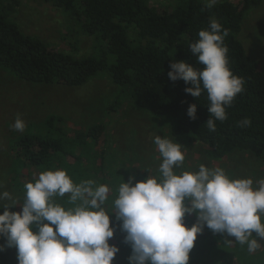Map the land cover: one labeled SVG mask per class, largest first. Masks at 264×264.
<instances>
[{
    "label": "trees",
    "instance_id": "trees-1",
    "mask_svg": "<svg viewBox=\"0 0 264 264\" xmlns=\"http://www.w3.org/2000/svg\"><path fill=\"white\" fill-rule=\"evenodd\" d=\"M44 1L62 11L67 30L71 32L68 42L75 46L78 37L85 35L92 39V45L100 47L98 56L77 57L23 33L14 17L20 1L0 0L2 71L31 84L69 88L107 77L119 91L105 109L108 115L127 105L129 110L147 116L155 125V121L171 125L172 135L184 143L205 145L215 160L241 152L264 163V65L248 54L240 39L245 19L263 0H239L238 3L221 0L212 8H208L204 0H181L174 6H151L148 0ZM212 19L229 30L225 38L229 68L245 81L244 91L231 106H226L228 118L223 122L215 121L214 132L205 125L210 117L207 93L195 98L185 92L191 85L182 80L173 82L168 76L173 62H186L197 70L205 67L191 53L189 45L199 39L201 30H210ZM193 104L197 105L195 120L187 114ZM245 119L251 124L241 125ZM60 122L65 121L49 115L44 120L45 129L31 130L11 142L15 159L10 170L15 188L25 194L26 183L22 177L34 182L41 172L64 170L76 184L93 180L95 185H107L110 192L104 207L110 215L115 214L114 200L120 184L129 179V168L118 157L107 154L110 139L105 124L100 121L85 130H76L74 136L69 137L68 132L57 126ZM100 143L103 149L98 151ZM136 180H146V176L137 175ZM55 199L66 208L73 207L68 194ZM111 218L112 227L116 229L112 241L115 242L123 232L115 215ZM196 222L194 214L185 217L188 227ZM256 236L253 233L250 239ZM125 248L126 264H129L132 250L127 243ZM261 252L258 256L250 254L247 244L237 242L233 247L228 243L217 246L212 241L195 242L189 264H224L221 258H227L226 264H234L235 259L236 264H264V251Z\"/></svg>",
    "mask_w": 264,
    "mask_h": 264
},
{
    "label": "clouds",
    "instance_id": "clouds-1",
    "mask_svg": "<svg viewBox=\"0 0 264 264\" xmlns=\"http://www.w3.org/2000/svg\"><path fill=\"white\" fill-rule=\"evenodd\" d=\"M218 0H207L212 8ZM210 30H201L199 39L189 45L191 53L205 67L197 70L186 62H173L168 76L171 81H184L185 92L198 98L207 93L210 117L209 131H216L215 121H225L226 106H231L244 91L245 81L229 68V48L223 29L215 19ZM188 116L197 118V105H190ZM245 119L241 125H250ZM25 122L17 116L12 128L25 130ZM162 157L159 178L148 176L137 181L134 176L120 184L114 200L115 218L125 234L132 255L129 264H189L197 237L205 227L214 234L234 239L231 244H247L249 252L260 246L255 233L264 240V178L232 179L224 169L200 165L199 171L177 174L185 161L180 143L157 135L154 139ZM0 187L3 184L0 183ZM25 188L21 211H11L17 202L8 191L0 192V237L17 250L18 264H113L120 249L109 243L116 229L105 204L109 199L107 185L93 180L76 184L64 170L41 172ZM68 194L66 208L56 203ZM195 215L191 227L187 215ZM0 251L4 247L0 245Z\"/></svg>",
    "mask_w": 264,
    "mask_h": 264
},
{
    "label": "rangeland",
    "instance_id": "rangeland-1",
    "mask_svg": "<svg viewBox=\"0 0 264 264\" xmlns=\"http://www.w3.org/2000/svg\"><path fill=\"white\" fill-rule=\"evenodd\" d=\"M18 13L14 16L23 33L37 37L59 51L70 52L77 57L85 55L98 56L100 47L92 45L93 41L85 35L77 36L78 43L73 46L68 42L71 34L67 30L66 18L62 11L54 8L44 0H19ZM181 0H148L151 6H174ZM207 1V0H204ZM221 0H218V2ZM238 3L239 0H228ZM67 33V34H66ZM66 36V38H65ZM248 54L260 65H264V0L262 5L252 10L244 21L240 35ZM97 44V43H96ZM118 88L107 77H98L79 87H64L58 85L31 84L16 78L0 69V192L8 191L17 202V207L11 211L19 212L25 201L24 193H19L13 184V173L10 170L15 154L10 148L11 142L25 136L27 133L45 129L44 120L49 115L62 118L65 122L57 124L73 137L76 130H85L87 126L101 121L105 124L106 134L110 142L107 154H113L124 161L129 168V177L144 175L159 178L158 169L162 157L156 149L154 139L157 135L167 138L173 143H180L185 154V161L180 168L174 169L177 174L184 171L197 172L200 165L210 169L221 168L232 179L251 178L255 181L264 178V163L257 161L248 153L235 152L222 159L215 160L210 150L201 143L186 144L183 140L172 135L170 126L154 124L147 116L123 105L117 112L105 113L110 107ZM25 122V130L17 132L12 128L17 116ZM33 124V125H30ZM36 125L35 129L32 126ZM103 149V143L97 145V150ZM74 162L73 159H70ZM147 174V175H146ZM26 184V177L21 178ZM8 200L0 204H9ZM106 209V208H105ZM2 212V210H0ZM188 217L192 215H187ZM112 222L113 219L111 218ZM114 223V222H113ZM125 234H119L115 242L120 251L114 258L113 264H126ZM259 247L253 255H262L264 240L258 236ZM226 236L214 234L205 227L203 234L198 235L196 243L215 242L217 246L226 243ZM0 264H18L17 250L9 247L6 237H0ZM234 242L230 244L233 247ZM220 258V255H218ZM226 264L227 258H221ZM236 264V259L234 260Z\"/></svg>",
    "mask_w": 264,
    "mask_h": 264
}]
</instances>
